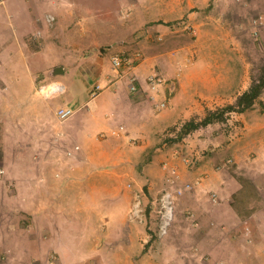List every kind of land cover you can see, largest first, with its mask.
Listing matches in <instances>:
<instances>
[{"label":"rangeland","instance_id":"obj_1","mask_svg":"<svg viewBox=\"0 0 264 264\" xmlns=\"http://www.w3.org/2000/svg\"><path fill=\"white\" fill-rule=\"evenodd\" d=\"M149 4L151 2L145 0L144 9L149 11L148 14L158 11L147 7ZM124 9L114 10L113 18L108 20L109 17H105L106 20L100 24L94 23L95 19H88V23L74 18L76 10L63 16L69 38L66 36L67 40L61 46L71 49L67 52L74 59L71 61L75 63L77 60L78 52L75 54L71 48L75 43L85 44L88 49L86 54H93L90 57L93 59L87 62L89 66L85 67L86 72L89 69L90 73L108 75L106 73L112 68L109 53L118 47L117 42L123 40L127 50L118 53L132 58L137 53L140 55V61L124 76L128 80L124 88L133 101L128 112L137 116L136 122L118 124L119 128L115 129L118 134H111L112 130L110 135L121 137L118 138L120 152L128 151L132 159L139 158L135 168L137 173L145 169L158 150L169 148L172 154L168 155L180 158L186 166L185 159H190L196 169L199 157L196 161L197 158L189 156V143L199 149L200 144L210 140L212 135L220 139V146L223 144L222 137L241 144L242 150L246 146V153H239L240 158L237 154V160L243 166L239 164L237 169L233 156L226 162L230 161L226 168L230 167L228 172L240 184L233 206L241 221H234L236 224L233 225L229 220L221 222L208 214H205L204 220L196 221L190 213L182 214L178 203L186 192L192 190L186 189L183 195L176 197L172 225L160 238L161 197L171 173L179 175V170L171 167L167 161L170 157L165 153L167 159L159 162L162 163L159 169L164 174L163 186L151 185L146 174L143 184L138 187L132 185V180L124 181L123 190L129 193L127 200L122 198L121 204L116 203V207H101L94 219L88 218L84 205H80L79 217L74 219L76 231L73 242L49 239L42 243L39 221L34 217L33 221L27 220L28 215L23 208H7V204L4 209L0 208V264H264V0H177L173 6L166 5L164 8L171 13L170 18L145 17L146 21L140 28L137 25L139 17H129L131 12L128 10V15ZM56 22L57 19L53 25ZM158 23L163 24L162 31L151 32L152 26ZM85 28L90 31L95 29L88 41L80 39ZM34 40L29 38V44H36ZM53 55L55 57V53ZM65 66L71 70L76 67L74 64ZM128 73L136 78L134 83L138 85V93L130 90ZM102 75L96 79L91 76L86 78L88 87H93ZM153 75H157L159 80L155 89L150 83ZM140 80L144 81L143 84ZM46 84L39 85L43 87ZM254 87H258V97L252 106L241 111L242 107L238 104L240 98ZM107 89L106 85L99 92ZM189 91L197 95L202 92L205 97L217 99L222 106L207 110L204 117L185 115L183 109ZM140 93H144L141 99L138 96ZM161 96L163 100H159ZM56 97L69 100L73 95L68 89ZM195 99L192 98L193 102ZM223 110L222 118L213 116L218 120L209 124L210 127L207 125L195 129L198 132L192 130L183 134L185 124L192 121L200 123L210 114ZM123 126L124 129L120 130ZM1 130L0 127V136ZM99 135L103 138L105 133ZM67 143L65 140V144L59 146L65 160L73 158L67 155L68 149H71L65 147ZM179 143L182 146H178ZM209 147L202 150L207 151ZM1 157L0 151V169ZM252 162L254 164H250ZM251 165L258 170H251ZM53 173V182L59 183L56 186L50 184L51 190L66 182L57 166L53 167ZM3 181L1 186L7 185L16 190L14 184L6 179ZM78 181L82 182L79 179L75 184ZM151 187H155V191ZM36 188L38 190L39 186ZM10 192L13 198L12 190ZM3 196L9 197L8 194H0L2 200ZM137 196L140 197L142 212L139 218H134L131 213ZM187 200L194 201L190 197ZM45 204L43 216L50 221L61 210L58 211V202L54 200ZM181 207L191 211L190 207ZM177 210L182 215L180 219L176 215ZM81 212L84 216L79 215ZM199 221L200 227L197 225ZM28 230L32 231V247L27 244L29 253L20 252L18 249H23ZM24 231L26 234H23Z\"/></svg>","mask_w":264,"mask_h":264},{"label":"crops","instance_id":"obj_2","mask_svg":"<svg viewBox=\"0 0 264 264\" xmlns=\"http://www.w3.org/2000/svg\"><path fill=\"white\" fill-rule=\"evenodd\" d=\"M146 1L151 2L147 7L156 8L158 11L148 14L149 11L144 9L145 0H5L4 5L0 6V194L9 196H3V200L0 198V208L4 209L6 204L7 208H23L24 213L28 215L27 220L33 221L34 217L39 221L42 243L49 239L73 242L76 231L74 219L79 217L80 205H84L83 210L88 218L98 217L97 211L101 207H116V203L121 204L122 198L127 200L129 193L123 190L124 181L132 180V185L138 187L143 184L146 174L151 180V185H164V174L159 169V162L163 163L167 159L165 153H171V148L160 152L158 150L145 169L137 173L135 168L139 158L132 159L128 151L120 152L121 144L118 138L121 137L110 135L112 130L119 128L118 124L135 123L137 119L136 115H130L128 112L133 101L124 88V83L128 82L127 78H124L126 74L124 73L123 77L118 76L112 68L106 73L108 75L90 73L89 69L86 72L85 67L89 66L87 62L93 59H90L93 54H86L88 49L85 44L80 43V46L79 43H72L71 48L75 54L78 52L75 63L67 53L68 49H71L61 46L67 40L68 28L63 20L66 13L73 14L76 10L74 18L78 17L80 21L85 20L88 23V19H95L94 23L100 24L99 22L106 20L105 17L112 19L114 10L125 8L126 14L131 12L129 17H139V27H133L140 28L146 21L145 17L170 18L171 13L164 11V8L166 5L173 6L177 0ZM47 15L56 16L55 25L46 23ZM162 28L163 24H155L151 32L162 31ZM85 30L81 32L80 39L88 41L95 29ZM37 33L39 35L35 39ZM29 38H34L36 44H29ZM124 45L125 40L117 42L118 47L109 55L127 50V45ZM70 64L76 67L71 70L65 66ZM99 75L103 76L102 79H98L93 87H88L86 78L91 76L96 79ZM139 82L143 84L144 81ZM43 83H48L47 87L50 88L52 85L61 84L63 93L70 89L73 97L69 100L57 98L60 91L56 90V87L44 94L42 92L45 89L42 92L39 90ZM106 85L109 89L99 92L96 97L92 96L96 86ZM144 93L138 94L140 99ZM187 94L189 95L183 109L185 115L197 114L204 117L207 110L222 106L217 99L205 97L202 92L197 95L189 91ZM192 98H196V101L193 102ZM159 100H163V97H159ZM61 108L73 109L74 116L67 121L59 120L56 113ZM102 132L105 133L103 138L99 137ZM227 139L222 137L223 144L220 146V139L212 135L210 140L200 144L199 149L189 143V156L199 157L196 169L193 164L187 167L178 157L172 158V153L168 155L170 159L167 161L171 167L179 170L180 186H193L192 190L180 199L178 210L182 214L190 213L196 221L204 220L205 214L215 216L221 222L229 220L233 225L241 221L233 206L234 196L240 184L234 180L231 172H228L230 167L226 168L230 161L227 164L226 162L233 156L235 167L238 169V165L243 164L237 160V154L246 153L248 149L244 146L242 150L241 144L226 141ZM65 140L68 141L66 148L80 147V151L73 158L66 160L63 159L61 150L59 152V146L64 145ZM184 141L185 139L182 140ZM208 145L210 147L207 151L202 150ZM238 145L240 149L236 152ZM178 146H182L181 143ZM56 166L61 169L62 178L66 182L51 190L50 184L56 186L59 183L53 182V167ZM251 170L258 168L254 169L252 166ZM19 177L24 178L23 182L17 180ZM3 179L14 184L16 190L7 185L1 186L4 184ZM79 179L82 182L75 184ZM36 183L38 185H35ZM151 188L155 191V187ZM10 190L14 194L13 198L10 197ZM189 197L194 201L187 200ZM48 200L58 202V211L61 210L55 218H50V221H47L42 212ZM181 206L190 207L191 211L182 210ZM179 211L176 215L180 219L182 215ZM79 215L84 216V213ZM197 225L200 227L201 221ZM28 231V239L24 240L23 249L18 251L29 253L27 244L32 247L33 238L30 235L32 231ZM23 234H26L25 231Z\"/></svg>","mask_w":264,"mask_h":264},{"label":"built area","instance_id":"obj_3","mask_svg":"<svg viewBox=\"0 0 264 264\" xmlns=\"http://www.w3.org/2000/svg\"><path fill=\"white\" fill-rule=\"evenodd\" d=\"M4 3L5 0H0V6H3ZM45 21L48 25L52 26L55 23L56 18L53 15H47ZM38 35L39 34L37 33L35 39L38 37ZM138 61H140V55L138 53L135 55V58L129 57L128 54L125 53H115L112 54V56L110 57V64L113 71L122 73L121 77L124 76V73H126L128 69H132L134 64ZM128 75H130V78H128L130 79V83H129L130 90L134 93H138L139 92L138 85L134 83V80H136V78L131 73H128L127 77ZM157 81H159L157 75H153L150 78V83L153 89H155ZM43 89L47 90L48 87H41L40 91L42 92ZM100 89H101L100 86H96L92 96L96 97L99 94ZM162 106H165V104H162ZM57 116L59 120L67 121L74 116V110L71 108H61L57 112ZM123 129L124 126L120 127V130ZM111 134L117 135L118 132L113 130ZM79 151H80V147L74 146L71 149H68L67 155L69 157H74L76 153H78ZM185 162L188 165L193 163L190 159H185ZM186 189L191 190L192 186L191 185L180 186L179 175H177L175 172L171 173V175L168 177L166 181V188L164 189L165 193L161 197L162 212L160 216L161 219V226L159 233L160 238H162L164 235L167 234L170 226L172 225V220L174 219V215H175L176 197L179 195H183L186 192ZM134 202L136 203L133 205L131 215L134 218L135 217L139 218L142 212V209L140 208L141 205L140 197L139 196L135 197Z\"/></svg>","mask_w":264,"mask_h":264},{"label":"trees","instance_id":"obj_4","mask_svg":"<svg viewBox=\"0 0 264 264\" xmlns=\"http://www.w3.org/2000/svg\"><path fill=\"white\" fill-rule=\"evenodd\" d=\"M258 87H254L252 88L249 92H246L239 100V105L242 107L243 111L246 108H249L250 106L253 105L254 100L258 97ZM218 112V111H217ZM225 111H219L217 114L216 113H212L210 114L208 117H206L203 121H201L200 123H196L194 121L189 122L187 124H185L183 126V131H185L183 134L185 135L186 133L198 129L200 127H205L211 123H213L214 121L218 120L216 118H214L213 116L219 115V118H222V116L224 115ZM215 119V120H214Z\"/></svg>","mask_w":264,"mask_h":264},{"label":"clouds","instance_id":"obj_5","mask_svg":"<svg viewBox=\"0 0 264 264\" xmlns=\"http://www.w3.org/2000/svg\"><path fill=\"white\" fill-rule=\"evenodd\" d=\"M54 84H56V83H54ZM58 85H60L59 87H58ZM48 86V84H46V86H43V87H47ZM52 87H56V89H58L60 92H58V93H63V91H64V88H63V86L61 85V84H56V86H54V85H52ZM52 87L50 88V87H48V89L47 90H45L44 92H42V93H44V94H47L46 92H50L51 91V89H52ZM41 88V87H40ZM40 90V89H39ZM54 92H56V90H54ZM59 110H57V112H58ZM56 115H57V113H56ZM58 117V116H57Z\"/></svg>","mask_w":264,"mask_h":264},{"label":"water","instance_id":"obj_6","mask_svg":"<svg viewBox=\"0 0 264 264\" xmlns=\"http://www.w3.org/2000/svg\"><path fill=\"white\" fill-rule=\"evenodd\" d=\"M58 72H60V71H58Z\"/></svg>","mask_w":264,"mask_h":264}]
</instances>
